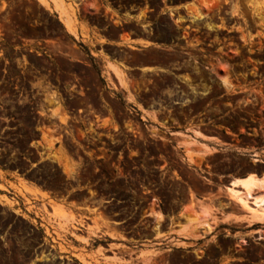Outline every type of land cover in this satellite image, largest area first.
I'll use <instances>...</instances> for the list:
<instances>
[{
	"label": "rangeland",
	"instance_id": "obj_1",
	"mask_svg": "<svg viewBox=\"0 0 264 264\" xmlns=\"http://www.w3.org/2000/svg\"><path fill=\"white\" fill-rule=\"evenodd\" d=\"M46 1L0 0V264H264L248 206L197 256L153 239L196 197L235 203L224 174L264 169V0ZM89 28L152 46L100 59Z\"/></svg>",
	"mask_w": 264,
	"mask_h": 264
},
{
	"label": "crops",
	"instance_id": "obj_2",
	"mask_svg": "<svg viewBox=\"0 0 264 264\" xmlns=\"http://www.w3.org/2000/svg\"><path fill=\"white\" fill-rule=\"evenodd\" d=\"M78 32L80 33L79 29ZM126 33L128 34L127 31H119L114 37L110 38L106 36V38L102 40L100 37H103V35L98 33V30L89 28V36L91 37L93 45L97 47L95 53L96 56L100 57V59H103L98 51L99 49H103L104 47L118 46L122 48L144 49L152 46V43L149 42L145 36H141L139 34L125 35ZM104 61L105 65L108 67L110 74L115 78V72L113 70L116 69L117 72L121 71L122 67L120 63L112 57H109ZM153 67L156 66H151V68ZM134 69L136 68H129V70ZM263 170L264 169L257 171L255 168H250L243 173H230L224 174L223 176L229 178L227 181L229 182L231 180H241L249 176L250 174L260 176L264 172ZM196 200L198 201L196 203V206L192 209L190 208L189 210H187L185 215H180V211H178L172 217L174 220L172 223H170L171 216L169 217L164 215V217L166 218V225L164 229H161L158 235H153V239H155L158 244L167 245L169 243L170 245L178 249L189 251L197 256L198 254H195V246H198L197 249L200 250V242L206 238V236L203 238L202 232L209 230L208 227H212V224H235L239 222H246L247 219L250 218L248 214H244L246 212V210L244 209L245 206L241 205L235 200V203L230 202V205L225 204L221 207H216L209 204L207 198L203 196L199 198L196 197ZM152 217H156V211L153 212ZM212 232L213 231H210L207 236H211ZM182 243H192V246L184 245ZM141 244L147 245V243ZM112 252L114 253V255H108L107 257L109 258V260H106V262L109 264H120V261L125 257L126 253L122 249H117ZM231 260V258L222 255L219 256L212 264H226Z\"/></svg>",
	"mask_w": 264,
	"mask_h": 264
},
{
	"label": "bare ground",
	"instance_id": "obj_3",
	"mask_svg": "<svg viewBox=\"0 0 264 264\" xmlns=\"http://www.w3.org/2000/svg\"><path fill=\"white\" fill-rule=\"evenodd\" d=\"M40 2H42L45 5L47 4L46 0H40ZM198 14L197 15L193 14V19L195 20L200 19L201 15ZM68 19L69 18H67L66 20L64 19L65 21L64 20L63 21L66 24V26L70 28L71 23ZM181 142H186L184 143V145L185 148L188 149L189 147L195 145V143L193 142H197V141L195 137L191 135L188 137H184ZM199 149L202 150L203 147H200ZM228 186H229L228 193L235 201L239 202L243 206H248L252 211L255 212V214H257L259 217L261 216L264 218V172L260 176L250 174L249 176L241 180H231ZM249 204L253 206H250Z\"/></svg>",
	"mask_w": 264,
	"mask_h": 264
},
{
	"label": "flooded vegetation",
	"instance_id": "obj_4",
	"mask_svg": "<svg viewBox=\"0 0 264 264\" xmlns=\"http://www.w3.org/2000/svg\"><path fill=\"white\" fill-rule=\"evenodd\" d=\"M181 67H182L181 65H178V66L174 67V69H180ZM203 68H204V69H207L208 67H207V66H203ZM219 97H220V96H217V97H215V98H219ZM222 104L229 105L230 103H229V102H222ZM229 111H230V110H227L226 113L229 112ZM221 117H222V116H218V117H216V119L221 118ZM212 120H214V119L209 120V122L212 121ZM209 126L217 129V126H216V125H212V124H210ZM222 133H223V134H228L227 131H222ZM133 136H135V135H133ZM118 152H119V151H118Z\"/></svg>",
	"mask_w": 264,
	"mask_h": 264
},
{
	"label": "water",
	"instance_id": "obj_5",
	"mask_svg": "<svg viewBox=\"0 0 264 264\" xmlns=\"http://www.w3.org/2000/svg\"><path fill=\"white\" fill-rule=\"evenodd\" d=\"M230 183V181L228 182V184Z\"/></svg>",
	"mask_w": 264,
	"mask_h": 264
}]
</instances>
